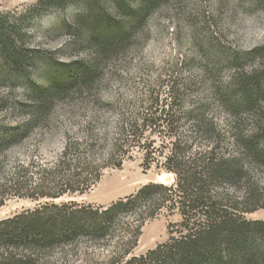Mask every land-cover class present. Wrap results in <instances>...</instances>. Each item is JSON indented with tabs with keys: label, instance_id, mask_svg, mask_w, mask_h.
<instances>
[{
	"label": "trees",
	"instance_id": "16d2710c",
	"mask_svg": "<svg viewBox=\"0 0 264 264\" xmlns=\"http://www.w3.org/2000/svg\"><path fill=\"white\" fill-rule=\"evenodd\" d=\"M111 1V13H97L89 0H36L20 13H0V81L13 88L16 80L25 78V98L33 101L22 112L27 118L23 124L0 126V154L29 135L47 117L57 97L96 79L100 64L123 47L130 33L128 14L144 12L152 0H138L135 11L125 0ZM72 2H79L87 14L80 11L61 25L78 27L81 19H91L86 40L91 56L89 60L55 62L48 67L46 86H41L30 74L40 49L26 42L22 23ZM257 57L254 68L238 72L233 79L232 96L238 97L228 104L233 118L242 112L251 116L249 131L235 119L223 130L201 110L192 112L193 122L183 127L172 119L173 111L178 110L161 106H149L143 115L122 118L116 124L107 144L111 151L115 148L124 155L138 131L147 127L152 133H162L167 128L163 135L171 137L170 148L162 162L156 159L154 148L143 146L140 139L134 145L145 149L142 167L160 165L174 174L172 184L149 182L106 205L60 200L86 192L98 182L104 168L121 166L124 155L112 162V156L96 155L98 140L88 130L86 136L68 138L50 166L38 165L29 172V164L17 163L8 172L0 171V206L10 188L13 195L36 201L33 207L0 219V264H264V219L244 217L264 209V184L253 179V170L264 168V53ZM224 136L232 152L220 151ZM196 138L210 142L192 151ZM162 211L180 215L174 224L178 235L125 259L144 223ZM97 249L107 253L102 257Z\"/></svg>",
	"mask_w": 264,
	"mask_h": 264
},
{
	"label": "rangeland",
	"instance_id": "374dc122",
	"mask_svg": "<svg viewBox=\"0 0 264 264\" xmlns=\"http://www.w3.org/2000/svg\"><path fill=\"white\" fill-rule=\"evenodd\" d=\"M35 1L0 0V13H20ZM125 1L135 11L138 0ZM89 2L97 13L113 10L111 0ZM80 11V3L72 2L63 9L46 11L23 21L26 42L40 49L30 73L37 84L46 86L51 65L74 58L89 60L86 40L91 19H81L78 27L61 25L62 20H72ZM121 12L127 14L128 11ZM126 21L131 30L123 47L100 64L92 83L82 89H72L49 104L47 117L29 135L0 154V171L8 172L17 163L29 164V172L38 165L50 166L68 138L86 136L87 130L98 140L95 153L99 158L112 156L110 162L119 159L124 154L115 148L111 151L107 144L116 124L122 118L129 120L143 115L149 106L178 110L173 111L172 119L183 127L193 122L192 112L201 110L206 119L212 118L223 130L234 119L245 130L251 129V116L242 112L233 118L228 104L238 97L232 96L237 73L254 68L259 63L257 56L264 53V0H152L144 12L128 14ZM25 80H16L13 88L0 81L2 128L21 125L27 119L22 112H26L33 101L25 98L26 85L22 83ZM261 105L264 110V102ZM185 112L191 114L189 119ZM165 129L162 133H152L147 127L138 131L137 138L128 143L132 146L119 168H104L98 182L86 192L66 195L60 200L106 205L149 182L172 184L174 174L160 165L142 167L145 149L134 145L140 139L143 146L154 148L156 159L162 162L171 140L163 135ZM209 142L196 138L191 150L203 148ZM219 148L222 152L233 151L227 136L222 137ZM160 152L163 155L159 156ZM253 179L264 184V168L254 169ZM12 190L5 191L0 219L36 204L29 198L13 195ZM244 217L264 219V209L245 213ZM179 220L177 212L166 211L147 220L135 247L125 259L144 254L166 242L171 235H178L174 224ZM96 253L103 257L107 251L97 249Z\"/></svg>",
	"mask_w": 264,
	"mask_h": 264
}]
</instances>
